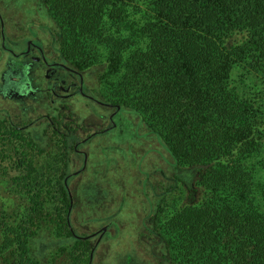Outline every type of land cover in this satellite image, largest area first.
Wrapping results in <instances>:
<instances>
[{"label": "trees", "instance_id": "1", "mask_svg": "<svg viewBox=\"0 0 264 264\" xmlns=\"http://www.w3.org/2000/svg\"><path fill=\"white\" fill-rule=\"evenodd\" d=\"M44 3L64 54L80 62L106 49L89 76H114L108 102L137 112L174 164L197 173V200L144 222L151 252L165 248L158 264H264V0ZM5 111L0 178L23 201L0 211V264H90L65 182L72 123L60 132L54 116L40 136ZM43 233L65 241L47 259L34 254Z\"/></svg>", "mask_w": 264, "mask_h": 264}, {"label": "rangeland", "instance_id": "2", "mask_svg": "<svg viewBox=\"0 0 264 264\" xmlns=\"http://www.w3.org/2000/svg\"><path fill=\"white\" fill-rule=\"evenodd\" d=\"M0 24L4 33L2 40L0 37V109L6 110L14 123L28 125L35 134L43 136L49 132V117L61 114L66 119L73 116L72 119L80 122L86 130L79 133L81 139L111 127L109 118L117 111L115 107L86 99L78 101L80 103L75 107L72 103H64L46 90L48 82L43 70L37 68L34 71V64L27 67L17 64L26 45L28 49L31 45L40 49L56 45L51 48L58 50L59 55L60 51L63 52L61 42L65 36L54 33L56 25L44 0H0ZM105 53L106 49L102 48L89 53L80 62H73L65 56L75 69L86 73L105 59ZM6 78L15 79V90L21 89L23 94L16 91L17 94H11L10 90H5ZM113 78L106 75L99 79V74L93 73L88 94L110 104ZM35 87L42 90L37 98L32 94ZM100 116L104 118L103 125ZM140 118L131 110L117 111L113 119L115 128L102 132L80 148L89 157L87 170L72 177V186H69L75 206L74 224L79 235L91 236L93 245L102 229H106L93 264H158L165 248L157 249L156 255L151 252L148 244H151L153 235H149L144 222L149 226L152 224L159 206L163 205L166 213L172 214L184 204L197 200L200 194L196 185L197 173L174 164L160 138L151 133ZM73 156L80 162H73L72 172L83 163L81 155ZM22 201L9 180L0 178V211L5 208L12 211ZM63 243L65 241L43 233L33 241L36 246L34 254L47 259Z\"/></svg>", "mask_w": 264, "mask_h": 264}, {"label": "flooded vegetation", "instance_id": "3", "mask_svg": "<svg viewBox=\"0 0 264 264\" xmlns=\"http://www.w3.org/2000/svg\"><path fill=\"white\" fill-rule=\"evenodd\" d=\"M55 33V32H54ZM2 35H4L3 30H2V24H0V37L2 40ZM53 35V33L51 34ZM56 40V37H55ZM43 46V45H41ZM53 46V45H51ZM51 46H43L42 49H40L36 45H31L30 49H28L27 45L25 46V49L20 53L21 58H19V61L17 62L18 65L20 66H31L33 65V69L39 68L45 72V77L47 76V84L46 85V90L48 92L53 93L56 97L61 98L64 103H72L74 104V107L77 106L79 103L78 101H82V99L90 100L92 102H96L100 105L104 106H111L114 107L111 104H107L105 102H102L101 100L97 99L95 96H92L91 94H88V88H89V80L91 77L89 76V72H81L75 69L72 66V63L68 60V58L65 56V54L60 51V55L58 54V50H53ZM56 48V45L53 46ZM38 50V51H37ZM19 54V55H20ZM14 66V64L12 65ZM38 69V70H39ZM11 71V68H10ZM15 79H5V90H10L11 94H17V93H22L23 91L21 89L15 90L16 89V80ZM9 81V82H8ZM35 81H33L34 83ZM22 83V82H21ZM24 84V83H23ZM38 84V83H37ZM2 88V86H1ZM43 88V90L45 89ZM15 91L17 93H15ZM42 91V90H41ZM37 87H35V91L32 93L34 95V98H37V96L40 95L41 92ZM59 92V94H58ZM61 92V94H60ZM121 109H118L117 111H120ZM114 112L109 118V122L111 123V127L107 128L108 130L105 131H100V132H95L93 134H90L86 138L81 139L79 136V133H85L86 130L85 128L82 127L80 122H77V120H73L72 118H66L64 119L63 116L58 115L56 116L58 118V121L61 122L62 124V130H59L60 132H66V123L71 122L72 123V128L74 129L75 135H72V139L76 140V143L74 144L75 148V155H81L83 157V163L79 166L80 168L77 169V171L72 172L71 167L73 162L74 163H79L80 160L76 159L75 156L72 157L71 165L69 167V174L65 178V182L67 186H72L71 183V178L72 177H77L80 174L84 173L85 170H87L88 166V154L86 152H83L80 148L82 146H85L89 142H91L94 138H96L99 135H102V132H107L110 130H113L115 128V122L113 121L114 115L117 113ZM101 120H103L102 124H104V118L102 116ZM50 120V126H52L55 121L54 118L52 119L51 117L48 118ZM28 126V125H27ZM87 127V126H86ZM88 128V127H87ZM72 129V130H73ZM69 133H66L62 136H59L62 140H70L71 138V133L72 131H69ZM106 231L105 228L102 229L101 234L99 236L98 241L94 245V258L93 260L90 261V264H93L95 256H96V251L98 246L101 244V236L104 235V232ZM92 255V254H91Z\"/></svg>", "mask_w": 264, "mask_h": 264}, {"label": "water", "instance_id": "4", "mask_svg": "<svg viewBox=\"0 0 264 264\" xmlns=\"http://www.w3.org/2000/svg\"><path fill=\"white\" fill-rule=\"evenodd\" d=\"M93 258H94V252H93L92 255H91V260H93Z\"/></svg>", "mask_w": 264, "mask_h": 264}]
</instances>
